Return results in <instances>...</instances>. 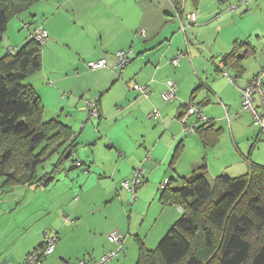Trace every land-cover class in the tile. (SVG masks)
Wrapping results in <instances>:
<instances>
[{
  "label": "crops",
  "instance_id": "obj_1",
  "mask_svg": "<svg viewBox=\"0 0 264 264\" xmlns=\"http://www.w3.org/2000/svg\"><path fill=\"white\" fill-rule=\"evenodd\" d=\"M204 1L186 0L184 4H181L179 0H46L44 3H39L43 12L52 15L48 20L57 15L71 16L81 30V34L73 35L74 72L71 71L70 75H57L53 69H46L44 67L47 57L46 49L45 53L43 52L42 70L35 76L38 77V74H41L39 77H47L45 81L50 80L56 84L60 80L66 82L93 73L102 77L103 80L109 78L108 89H101L98 92L96 102H99L101 108L100 118H98L100 123L110 120L116 110L115 117L112 119L115 120V127H120L116 137L118 140L110 138L109 134L107 136L111 142L110 148L115 149V153L110 154V161L118 163L119 166H113L114 168L110 169L102 166L105 176L111 172L112 177H115V174L121 170L124 175H130L132 178V173L139 164V159L125 150L127 126L132 130L135 125H139L150 131L153 137L165 133L172 134L173 141L168 140L171 146L162 153V156L155 155L163 149L161 141L151 148L152 151L148 150L150 162L145 159L140 164L145 168L147 182L138 189L137 200L134 202L138 206H147L149 203L152 205L157 202L163 217L159 232L153 229L149 235L145 233L144 243L146 248L150 249H154L155 245L159 244L169 227H172L182 215V210L177 206L164 205L160 202L161 184L171 183L173 178H190L195 174H203L212 182L220 175L232 177L244 175L254 165L264 167V135L254 123L251 113L242 108L241 96V90L260 73L259 68L250 66L251 60H256V57L261 54L260 69L264 65V47L255 46L254 40H251L254 33L248 37H245L243 32L225 33L227 29L223 26L226 23L224 16L228 15L231 22L236 24L237 15L227 14L226 12L231 11L230 9L227 11L214 7L207 8ZM220 1L233 3V0ZM247 1V4L240 3L237 9L242 6L250 8L252 4L260 6L258 0ZM245 11L247 10L244 9L243 12ZM191 13L197 14V22L193 25L187 21L186 17ZM15 24L13 31L17 45L7 43L3 47L0 46V58L8 49L18 48L26 42L34 31H31V24L28 21L19 19ZM21 24L29 25L26 30L22 27L28 33H19ZM42 28H45L44 30L48 31L54 39L48 41L50 50L51 46L57 48L62 45L59 39V34L65 30L62 22H58L57 31L47 29L46 26ZM182 28L185 30L182 31ZM256 34L259 38L260 34L258 32ZM207 36L214 38L212 41H207L205 39ZM238 41H245L254 47L256 54L245 61V73L235 78L236 85H234L228 77L224 76L221 64H223V56L230 53L234 43ZM200 44L204 47L209 44V50L205 51L204 48L199 47ZM123 50L132 52L131 63L122 71H113L116 54ZM181 53H184V56L179 66L175 67L171 61ZM101 60L106 61V68L95 71L89 68L88 64ZM225 72L232 77L235 76L233 70L226 69ZM31 77L33 76L29 78ZM169 81L177 83L178 91L173 101L165 102L162 98ZM28 83L34 84V86L31 85L36 89L43 104L40 95V79H34ZM135 84L150 85L152 87L150 98L136 96V92L132 89ZM80 87L79 85L58 88L57 106H52L49 113L50 117H54L50 120L56 119L63 123L58 115L66 111L70 119L66 122L67 124H63L74 132L72 122L87 114L83 101L85 97L92 95L90 90L92 86H89L81 90L83 94L78 101L75 99L66 101ZM128 87H131L130 90ZM113 89H121L123 92L113 100L115 103L103 108L106 95L113 97ZM66 92H70V95L67 96ZM60 100H64L61 111H59ZM189 102L199 105L204 117L220 129L221 134L215 146L207 148L199 134L183 132L184 126L180 123V118L187 112ZM114 104L115 109H113ZM43 105L45 107V104ZM154 110L160 112V119L148 118ZM233 114H235L234 120H232ZM148 119L153 121L152 127L145 126L146 123L150 124ZM118 120L121 125L117 122ZM126 121L129 124L126 125ZM197 121L194 119L192 125L196 124L200 127L205 123ZM83 125L85 132L87 127ZM99 134L100 138L104 137L101 131ZM76 140L79 148L81 145L79 137ZM178 141L177 147L182 146L179 156L181 161L174 171L169 167L172 173L168 174L166 164L172 153V147ZM97 144L98 141L93 143V145ZM119 151L122 156L119 155ZM55 163L56 160H52L44 165L45 168L40 172H55L57 170H54ZM81 163L82 166L74 169L83 168L86 172L90 170L86 162ZM202 164L206 165L205 169H199ZM74 169L70 167L68 171L65 170L68 173L62 171L59 175L62 176L65 173L68 175ZM158 170L164 174L160 180L153 181ZM185 171L189 174L186 175ZM61 183L63 182L57 179L46 188L19 186L0 192V264H25L30 252L42 245L46 233L55 234L58 242L54 253L44 258L41 264H77L80 260L99 261L108 252L118 250V245L114 244L110 238L116 229L122 233L127 242L115 261H110L108 264H135L138 259V248L134 241L141 239L140 235L143 232L138 230L135 220L127 222L125 219L123 212L125 203H130L129 206L133 208L134 202L132 195L122 189V184L115 185V188L111 190L102 185L99 187L96 198L91 192H83L82 189L76 196L77 189L71 188L70 185L59 187L58 184ZM180 184L181 181L174 183L178 186ZM120 189L123 191L120 192ZM117 197H120L121 201ZM148 238L154 242H146Z\"/></svg>",
  "mask_w": 264,
  "mask_h": 264
},
{
  "label": "trees",
  "instance_id": "obj_2",
  "mask_svg": "<svg viewBox=\"0 0 264 264\" xmlns=\"http://www.w3.org/2000/svg\"><path fill=\"white\" fill-rule=\"evenodd\" d=\"M45 1L0 0V43L14 18ZM37 29L23 45L12 48V53L8 49L0 58V192L19 186L46 188L67 169L66 163H72L71 169L82 166L76 158L78 135L59 120L44 121L42 100L26 82L42 70L44 43L50 38L40 42L33 36ZM255 54L245 41L235 42L223 56L222 68L233 70L234 79L241 77L245 61ZM101 61L105 65L100 69L106 68V61ZM115 65L113 71L126 68ZM195 128L207 148L217 144L221 132L211 120ZM181 151L182 146L177 147L173 171ZM52 160L57 170L41 173ZM179 181L180 186L174 185ZM159 191L160 202L177 206L182 215L155 249L137 240L136 264H264V167L254 165L244 175H220L212 182L203 174L173 178ZM44 246L45 240L36 251Z\"/></svg>",
  "mask_w": 264,
  "mask_h": 264
},
{
  "label": "rangeland",
  "instance_id": "obj_3",
  "mask_svg": "<svg viewBox=\"0 0 264 264\" xmlns=\"http://www.w3.org/2000/svg\"><path fill=\"white\" fill-rule=\"evenodd\" d=\"M242 1V0H241ZM238 2V0H233V3H228L227 2H221L220 0H205L204 1V5L205 7H214V8H218V10H227L229 11V9H231V7H239L240 6V2ZM258 2H260V6H258V4H252V6L250 8H247V6H242L239 9L229 13L226 12L227 14L233 15L236 14L238 17V21L237 23H233L230 20V17L228 15L224 16V21L226 22L225 24H223L224 27H226V32L225 33H230V32H243L242 34H245V37L250 36L251 33H254V35L251 37V40H254V44L255 46H258L259 48H263L264 47V0H258ZM44 3V2H42ZM42 5V4H40ZM251 5V4H250ZM249 5V6H250ZM245 10V12H243ZM63 13V12H62ZM189 13V12H187ZM52 15H50L48 12H43L42 9H40L39 4L34 5L29 11L21 14L19 17L14 18V20L11 21V23L8 26V30L6 32L4 41L2 43H0V46H4V44L6 45L8 44H12L17 45L16 44V37L14 34V25H16L15 23L18 22V20L22 19L24 21H28L31 25V31L39 28V29H45L42 28L44 26H46L47 29H50L52 31H57L58 29V22H62V24L64 25V32L62 34H59V39L61 41V46L57 47V48H52L51 46V50L49 49L50 47H48V41H52L54 40L52 38V36L48 33V31H46L48 33V36L50 37L47 41H45L44 43V53L45 50L47 49V57L45 59V64L44 67L46 69H53L55 73L58 74H62V75H70L69 73L73 70V66H72V60L75 58V55L73 52H75V49L73 48L74 46V39H73V35L76 33L81 34V30H79V28L77 27V25L74 23L73 19L71 18V16H67V15H57L51 19L48 20L49 17H51ZM23 24H21V29L19 30V33H28L27 31L22 29ZM256 32H258L260 34V37H257ZM33 33V32H32ZM84 36V35H82ZM214 37L212 36H207L205 37V39L207 41H212ZM24 43H22L21 45H23ZM47 44V45H46ZM20 45V46H21ZM46 45V46H45ZM201 48H204L205 51L209 50V44H207L205 47L203 46V44H200ZM73 48V49H72ZM49 49V50H48ZM207 49V50H206ZM129 51V50H128ZM77 54V53H76ZM135 55L133 53L132 58L134 59ZM261 54H259L256 58V60H251L250 62V66L251 67H257L259 68V71H261L262 68H264V65H262V68L260 69V65H261ZM36 74L32 75L33 77L26 79L27 83L31 81H33L34 79L39 80L40 79V88H41V96L43 99V104H45V112H44V119L50 120L54 117H50L49 113L50 110L52 109V106H57V101H56V96H57V91L58 88H62L64 86L66 87H72V86H81L80 89H78L77 91H74V95H71V97L69 99H66V101L68 100H79L80 95L83 94V92L81 90L88 88L89 86H92L91 96L85 97L84 99V106L86 108V103L87 101L96 103L97 99V94L98 92L102 89H108L107 84H108V79L103 80L102 77H100L99 75L95 74H90V75H86L81 77L80 79H70L67 80L66 82H63L60 80V82L58 84L50 81V80H46L45 79L47 77H39L41 76V74H38V77L35 76ZM63 78V77H62ZM117 78V77H116ZM52 82V83H51ZM113 82V81H111ZM32 84V83H31ZM53 84V85H52ZM79 84V85H78ZM34 86V84H32ZM123 85H125L124 81H123ZM43 86V87H42ZM131 87H128V89L130 90ZM114 91V95L113 97H111L109 94L106 95V99L105 102H103V108H106V106H111V104L115 101V98L119 95L122 94V90L121 89H113ZM67 96H69L70 92H66ZM137 96V93H136ZM58 97V96H57ZM64 101V100H63ZM62 100L59 101V111H61V104L63 102ZM109 101V104H107ZM107 104V105H106ZM115 104L113 106V109H115ZM87 114H85V116L83 117H79L77 119H74L72 122V127H74V130L76 132V134L79 137V142H81V145L78 148L77 151V157L80 162H86V164L89 165V171L86 172V170H83V168H79V169H74L71 171V173H69L68 175L66 173L61 175H56L58 180H61V184L59 187H64V185H70L71 188L77 189V195H79V191L80 189L83 190V192H91L93 194V197L98 196L99 192V187H101L102 185H104L106 189L111 190L115 188V185H121L123 181L129 180L131 179L130 175H124V172L120 170V172H118L117 174H115L116 176L112 177V173L109 172V174L107 176H105L104 174V169L102 170L101 167L104 166L105 168L108 167V169L110 168H114L117 165L119 166L118 163H113V161H110V154L111 153H115V149H111L110 147V138H113L115 140H118L116 137L118 136L120 130V127H115V120L112 119L113 117H115L116 114V110H114L113 115L111 117L110 120H105L103 122H99L98 117H94L91 116L89 111L87 110ZM60 119L63 123L67 124L66 122L70 119L68 117V113L66 111H64L62 114L60 113ZM108 115H106L107 117ZM235 114L232 115V120H234ZM127 117V115H126ZM117 118V117H116ZM115 118V119H116ZM194 119L197 121V116H192L190 118L189 124L192 125L194 122ZM239 119V118H236ZM151 120V119H150ZM148 119V122L150 121ZM120 125V121H117ZM133 122V121H132ZM134 123V122H133ZM151 123H153V121H150L149 123H146L145 126L147 125V127L151 126ZM181 123V122H180ZM85 124L87 127L86 131L84 132V125ZM129 124L128 121H126V125ZM126 141L127 144L126 145V149L128 151L129 154H132L135 158L139 159V164L136 166V169L139 168L142 162L145 161L146 157H148V150L152 151L151 148H153L157 143H160L162 141L163 144V149H161V151L157 154H155L157 157L162 156V153L166 150L169 149V147L171 146V143L168 141L169 139L171 141H173L172 138V134L169 133H165L164 135H159V136H154L153 134H151L150 131H148L147 129H143L141 127H139V125H135V127L131 130V127L127 126L126 127ZM99 131L102 132V135H104V137L100 138V134ZM84 132V133H83ZM183 132H184V127H183ZM107 134H109V137L107 136ZM195 135V134H193ZM89 141L91 143H89ZM95 141H98L97 145H93V143ZM179 143L176 142V145L172 150V153L169 157V160L166 164V169L169 170L168 174H171L172 171L169 168L171 166V162L172 159L175 156V147H177V144ZM120 144V143H119ZM122 150V149H120ZM157 150V149H156ZM123 151V150H122ZM158 152V151H157ZM120 156L121 155V151L118 152ZM119 155H117V159H119ZM153 157V155H152ZM154 159V157H153ZM158 160V159H157ZM176 162L175 164L172 166L174 169L176 168V165L181 161V157L175 159ZM67 165V169H70V167L72 166V163L69 162ZM114 166V167H113ZM157 169V168H155ZM68 171V170H67ZM134 172V171H133ZM111 173V174H110ZM186 175L189 174V172L185 171ZM133 174V173H132ZM162 174H164L163 172L160 173V171L158 170L154 176L153 181H157L160 180L162 178ZM169 176V175H168ZM169 178V177H168ZM56 179V180H57ZM65 183V184H64ZM166 183V182H165ZM164 184V183H163ZM161 188V185H160ZM123 190L127 191L126 189L122 188ZM120 189V192L123 191ZM70 191H68L69 193ZM130 193V192H129ZM117 194V190L115 195ZM131 194V193H130ZM123 195V194H122ZM132 195V194H131ZM118 200L121 201L120 197H117ZM130 204V203H129ZM129 204L125 203V211L124 215H125V219L127 222H131V220H135L137 222V227L139 228L138 230H141L143 233L140 235L142 236L141 239L144 241L146 238V235H149L151 233V231L153 229H155L156 231L159 232L162 223L161 221L163 220V217L161 215V210L158 207L157 202H155L154 204L150 205V203L147 206L144 205H136V202H134L133 208L131 206H129ZM179 209V208H178ZM180 211V210H179ZM181 212V211H180ZM177 221V220H176ZM175 221V222H176ZM171 227H169L170 229ZM168 229V230H169ZM168 230L166 231V234L168 232ZM116 232L121 233L120 231H118L117 229L114 230ZM122 234V233H121ZM150 238V237H149ZM147 239L146 242H154L151 241L150 239ZM133 240V239H132ZM161 240V239H160ZM134 241V240H133ZM145 242V241H144ZM138 248V241L135 242ZM154 244V243H153ZM158 245V244H157ZM154 247V249L156 248V246ZM148 248V247H147ZM138 258V257H137ZM136 264V263H135Z\"/></svg>",
  "mask_w": 264,
  "mask_h": 264
},
{
  "label": "built area",
  "instance_id": "obj_4",
  "mask_svg": "<svg viewBox=\"0 0 264 264\" xmlns=\"http://www.w3.org/2000/svg\"><path fill=\"white\" fill-rule=\"evenodd\" d=\"M181 4H184L186 0H179ZM242 4H247V0H242ZM237 7H231L230 10L234 11ZM187 21L191 23L192 25L197 22V14L191 13L187 14ZM24 29H28L29 25L24 24ZM185 30V28H182V31ZM36 39H38L40 42H44L48 38V33L43 29H37L34 32L33 35ZM9 51L12 53L13 49H9ZM131 55L132 52L130 51H120L117 54V62L115 63V68H125L131 63ZM184 56V53H181L176 59L171 61V64L175 67L179 66V63L181 61V58ZM105 62L99 61L94 62L91 64H88L89 68L91 69H100L101 67H104ZM223 67V64H221ZM224 76L228 77L231 84L236 85L235 79L229 75L228 72H224ZM133 91L137 93L138 97H143L146 99H149L152 93V87L150 85H139L135 84L132 87ZM178 91V85L175 81H169L167 83V89L163 94V100L165 102H171L176 98ZM242 108L246 111L250 112L254 123L260 128V132L264 135V68L261 69L260 73L255 76L250 82H248V85L243 88L242 90ZM86 108L89 111L91 116L98 117L99 116V110L97 103H93L90 101H87ZM187 112L180 118V122L184 126V131L188 134H195L196 135V128L195 125H189V120L192 116H197L198 122H208L210 120H207L204 115L202 114L201 107L194 104L193 102H189L187 105ZM149 119H160L161 115L160 112L157 110L151 111V113L148 116ZM151 157L148 156L146 158L147 162H150ZM145 168L144 166H140L139 168L135 169L133 172V176L131 179L126 180L122 183V187L126 189L128 192L132 194V201L134 202L137 194V189H139L143 183L146 181L145 176ZM165 184H161V188H165ZM58 237L55 234H49L46 233L44 235L45 240V246L41 250H35L33 252H30L28 255L25 264H41V261L53 254L56 248V244L58 242ZM110 238L112 242L116 245H118V250L110 251L106 255H104L99 261H88V260H80L77 264H108L110 261H115V259L121 254L122 247L127 242L126 238L120 234L119 232H114L110 235Z\"/></svg>",
  "mask_w": 264,
  "mask_h": 264
}]
</instances>
